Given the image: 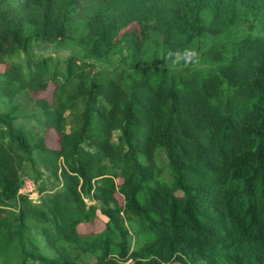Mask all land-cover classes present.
Returning a JSON list of instances; mask_svg holds the SVG:
<instances>
[{
    "label": "trees",
    "instance_id": "16d2710c",
    "mask_svg": "<svg viewBox=\"0 0 264 264\" xmlns=\"http://www.w3.org/2000/svg\"><path fill=\"white\" fill-rule=\"evenodd\" d=\"M0 66V264H264V0H0Z\"/></svg>",
    "mask_w": 264,
    "mask_h": 264
},
{
    "label": "rangeland",
    "instance_id": "374dc122",
    "mask_svg": "<svg viewBox=\"0 0 264 264\" xmlns=\"http://www.w3.org/2000/svg\"><path fill=\"white\" fill-rule=\"evenodd\" d=\"M40 52H43V54L48 55V56L62 57L63 59H67L68 57H70L73 54L74 50L70 46H65V47L48 46V47L42 48L40 50ZM0 71H3V66H0ZM52 91H53V87H49L46 92L38 94V98H44V99L50 101L51 96H52ZM47 144L51 148H58V136L54 132H51L48 135ZM118 182L121 183V181H118ZM32 197L35 200L38 198V196H36V197L32 196ZM118 200L121 204H123V199L121 197H118ZM105 221L107 222V218L104 216H100L95 221L94 224L82 225L80 227V230L85 232V233L86 232L87 233L99 232L103 229Z\"/></svg>",
    "mask_w": 264,
    "mask_h": 264
},
{
    "label": "built area",
    "instance_id": "2783aa9c",
    "mask_svg": "<svg viewBox=\"0 0 264 264\" xmlns=\"http://www.w3.org/2000/svg\"><path fill=\"white\" fill-rule=\"evenodd\" d=\"M29 184V185H28ZM31 186V187H30ZM19 193H21V194H27V195H29V197L30 198H32L33 199V197L32 196H38L37 195V191H36V189H35V186H34V184L30 181V180H27V181H25V183H24V185H23V187L21 188V190H20V192Z\"/></svg>",
    "mask_w": 264,
    "mask_h": 264
}]
</instances>
